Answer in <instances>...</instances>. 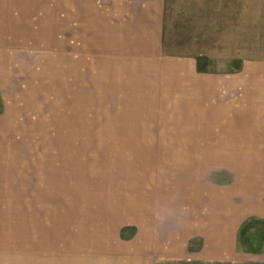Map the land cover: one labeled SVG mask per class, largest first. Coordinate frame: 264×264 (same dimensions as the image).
Wrapping results in <instances>:
<instances>
[{
  "label": "rangeland",
  "instance_id": "obj_1",
  "mask_svg": "<svg viewBox=\"0 0 264 264\" xmlns=\"http://www.w3.org/2000/svg\"><path fill=\"white\" fill-rule=\"evenodd\" d=\"M108 2L0 0V264H98L196 185L206 226L264 214V0H168L160 47ZM237 242L157 264H264V217Z\"/></svg>",
  "mask_w": 264,
  "mask_h": 264
},
{
  "label": "crops",
  "instance_id": "obj_2",
  "mask_svg": "<svg viewBox=\"0 0 264 264\" xmlns=\"http://www.w3.org/2000/svg\"><path fill=\"white\" fill-rule=\"evenodd\" d=\"M110 7H140L142 8L143 19L151 18L153 22L158 23V29L153 32L159 34L151 35V38L157 39L155 46L161 45L160 18L163 14V8L167 7L168 0H106ZM144 8V9H143ZM163 44V43H162ZM191 194L185 196L182 202L185 203L184 209L177 206L174 197L167 200L166 207L157 205V214L151 221L149 234L143 231L142 238L135 244L128 242L134 249H125L121 251L110 250L108 255L103 258H95L94 262L98 264H157L161 261H196V262H225L240 260L241 252L238 249V236L240 225L245 216L258 215L263 216L261 209H252L251 211L239 208L234 210L235 217L228 216L224 222L222 219L219 224L215 222L206 226V220H203L202 204L204 199L201 194L203 187L192 186ZM187 194V189H184ZM198 197V198H197ZM181 202V203H182ZM179 203V204H181ZM189 208V210H188ZM205 208V207H204ZM187 209V210H186ZM192 216V218L190 217ZM205 219V215H204ZM167 223V229L161 224ZM147 231V230H146ZM106 240H94L92 248L99 249L106 246Z\"/></svg>",
  "mask_w": 264,
  "mask_h": 264
}]
</instances>
